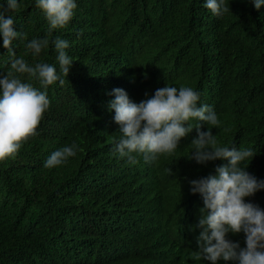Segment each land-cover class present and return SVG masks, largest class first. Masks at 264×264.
Returning <instances> with one entry per match:
<instances>
[{
  "label": "trees",
  "instance_id": "16d2710c",
  "mask_svg": "<svg viewBox=\"0 0 264 264\" xmlns=\"http://www.w3.org/2000/svg\"><path fill=\"white\" fill-rule=\"evenodd\" d=\"M75 2L72 20L51 32L36 0H18L12 13L14 30L26 34L13 41L16 58L59 71V37L69 42L73 65L63 86L45 89L21 76L47 92L50 107L38 134L14 159L0 161V264H209L197 256L203 199L189 182L228 161L189 159L193 129L173 154L146 163L134 153L138 162L129 163L114 151L121 133L109 93L120 88L139 103L166 85L193 88L218 115V142L253 149L246 170L264 180V5L225 0L229 11L216 16L206 0ZM44 38L49 47L33 56L27 44ZM9 71L0 37V78ZM73 143L75 157L44 167ZM246 202L264 209V190ZM228 238L245 247L243 232Z\"/></svg>",
  "mask_w": 264,
  "mask_h": 264
},
{
  "label": "clouds",
  "instance_id": "9594fccd",
  "mask_svg": "<svg viewBox=\"0 0 264 264\" xmlns=\"http://www.w3.org/2000/svg\"><path fill=\"white\" fill-rule=\"evenodd\" d=\"M252 2L257 10L264 5V0ZM20 6L18 0H6V5H0V37L11 58V71L0 78V161L14 159L22 145L38 134L37 129L50 107L47 92L32 83L22 82L21 76L27 74L45 89L57 81L63 86V77H68L73 65L65 51L69 42L59 37L53 41L59 71L55 65L40 62L30 66L23 57L16 58L13 41L26 39L25 33L14 30L12 13ZM204 6L216 16L229 11L225 0H206ZM36 7L46 15L51 32L68 25L77 4L75 0H36ZM48 47L47 38L32 39L27 44L33 56H39ZM109 95L114 99L109 101L108 107L114 111L113 120L121 133L114 151L121 158L126 157L129 163L138 162L134 153L141 154L146 163L173 154L193 129L197 136L191 141L193 151L189 159L198 164L228 161L215 168V175L189 182L191 193H199L203 199L195 225L199 230L197 256L209 264H264V209L246 202V198L264 190V180H258L246 170L248 164L245 162L256 156L253 149L221 145L217 135L212 133L220 124L217 113L211 106L200 104V93L191 87L166 85L139 103L130 100L120 88L113 89ZM192 120L202 123L193 127L189 123ZM204 124L209 126L207 131L201 130ZM78 150L75 143L66 145L52 153L44 167H58L75 157ZM241 232L245 236V247L228 238L230 233ZM198 257L196 260L205 263Z\"/></svg>",
  "mask_w": 264,
  "mask_h": 264
}]
</instances>
